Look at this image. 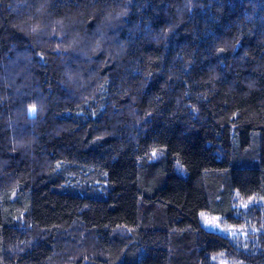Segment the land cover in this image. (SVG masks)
<instances>
[{
  "label": "trees",
  "instance_id": "16d2710c",
  "mask_svg": "<svg viewBox=\"0 0 264 264\" xmlns=\"http://www.w3.org/2000/svg\"><path fill=\"white\" fill-rule=\"evenodd\" d=\"M250 197L264 0H0V264H264Z\"/></svg>",
  "mask_w": 264,
  "mask_h": 264
},
{
  "label": "rangeland",
  "instance_id": "374dc122",
  "mask_svg": "<svg viewBox=\"0 0 264 264\" xmlns=\"http://www.w3.org/2000/svg\"><path fill=\"white\" fill-rule=\"evenodd\" d=\"M243 202L246 203V205L250 204L251 202H255L254 204L258 205L259 213L261 218L264 220V199L261 198L255 199L254 197H250L247 199H243ZM200 219L202 222V225H204L207 228L214 229L223 233H227L230 235H242L244 237V234L246 232L245 228H242L241 226H232L229 223H227L223 218H221L219 215L210 214L207 212H201ZM223 264H234L233 261L221 258Z\"/></svg>",
  "mask_w": 264,
  "mask_h": 264
},
{
  "label": "snow or ice",
  "instance_id": "6c2138e0",
  "mask_svg": "<svg viewBox=\"0 0 264 264\" xmlns=\"http://www.w3.org/2000/svg\"><path fill=\"white\" fill-rule=\"evenodd\" d=\"M32 111L34 112V109Z\"/></svg>",
  "mask_w": 264,
  "mask_h": 264
}]
</instances>
